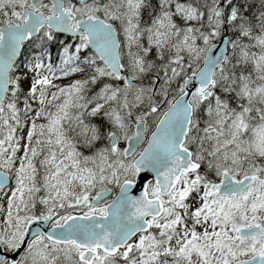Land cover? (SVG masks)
I'll list each match as a JSON object with an SVG mask.
<instances>
[{
	"label": "snow or ice",
	"instance_id": "6c2138e0",
	"mask_svg": "<svg viewBox=\"0 0 264 264\" xmlns=\"http://www.w3.org/2000/svg\"><path fill=\"white\" fill-rule=\"evenodd\" d=\"M0 264H264V0H0Z\"/></svg>",
	"mask_w": 264,
	"mask_h": 264
},
{
	"label": "water",
	"instance_id": "95a60500",
	"mask_svg": "<svg viewBox=\"0 0 264 264\" xmlns=\"http://www.w3.org/2000/svg\"><path fill=\"white\" fill-rule=\"evenodd\" d=\"M137 194H138V192H137Z\"/></svg>",
	"mask_w": 264,
	"mask_h": 264
}]
</instances>
